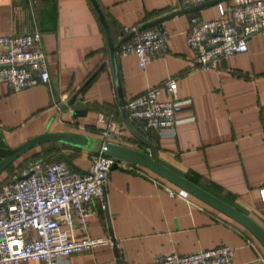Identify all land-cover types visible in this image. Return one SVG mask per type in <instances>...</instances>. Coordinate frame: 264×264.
Here are the masks:
<instances>
[{"label": "crops", "instance_id": "0c3cea01", "mask_svg": "<svg viewBox=\"0 0 264 264\" xmlns=\"http://www.w3.org/2000/svg\"><path fill=\"white\" fill-rule=\"evenodd\" d=\"M35 1L0 0V36L38 31L49 73L47 85L19 91L0 82V147L15 148L45 131L76 132L150 154L123 120L107 37L90 0ZM95 1L114 44L124 37L123 26L143 28L159 20L148 27L158 25L167 33L168 52L143 68L136 55L121 56L119 47L116 50L123 103L157 86L158 100L167 101L171 97L163 84L177 80L180 110L174 128L144 132L138 120L127 116L132 129L153 146L161 165L264 230V202L258 193L264 187V30L248 38L246 52L216 69L197 68L186 44L190 17L217 19L219 6L228 11L255 0H206L191 6L179 0ZM87 80L76 99L85 115L72 116L71 107L61 110ZM94 154L46 142L10 163L0 174V184L32 159L64 161L86 173ZM89 206L95 214L88 218L86 234L111 239L110 229L112 244L64 256L59 264H148L170 253L184 255L221 245L234 249V264H264V248L244 226L146 167H113L103 199ZM82 235L74 231L76 238Z\"/></svg>", "mask_w": 264, "mask_h": 264}, {"label": "built area", "instance_id": "2783aa9c", "mask_svg": "<svg viewBox=\"0 0 264 264\" xmlns=\"http://www.w3.org/2000/svg\"><path fill=\"white\" fill-rule=\"evenodd\" d=\"M179 1L191 6L206 0ZM262 30L264 0L247 2L228 11L219 6L217 19L190 17L186 44L194 53L197 68L216 69L229 57L246 52L248 38ZM121 32L129 37L119 46L118 54L136 55L140 68L168 52L167 33L161 26L144 29L123 26ZM0 82L14 91L49 83L38 31L0 36ZM163 87L171 99L159 101L157 86L122 106L130 119L141 123L144 132L172 130L175 126V116L180 110L175 97L177 80L171 78ZM129 164L95 153L86 173L74 170L64 161H33L11 173L0 184V264L31 259L41 264H59L64 256L111 245L109 238H91L86 234L88 218L95 214L89 204L103 199L111 169L126 170ZM258 193L264 202V187ZM75 230L83 235L76 238ZM233 253V248L221 245L184 255L170 253L148 264H234Z\"/></svg>", "mask_w": 264, "mask_h": 264}, {"label": "water", "instance_id": "95a60500", "mask_svg": "<svg viewBox=\"0 0 264 264\" xmlns=\"http://www.w3.org/2000/svg\"><path fill=\"white\" fill-rule=\"evenodd\" d=\"M90 2L99 17V20L104 28L107 37V41L109 45L110 62L113 67V75L118 93L119 103L121 106H123L124 103L121 97L119 77L116 68V50L129 36H124L117 44H114L112 37L110 35L109 27L105 21V18L98 4L96 3L95 0H90ZM158 21L159 20H156L155 22L143 26V28L140 29H144L150 25L157 23ZM94 75L95 73L92 74L91 77H93ZM88 81L89 80H87L78 90H76L73 94H71L69 98L63 104L60 105L59 108L61 110H65L68 107H71L72 116H84L86 110L83 108L82 102L77 101L76 99L79 93L81 92L82 88L86 85ZM122 114H123V120L126 126L129 128L130 132L133 134V136H135L137 139H139L149 147L150 154L146 152H141L136 149L117 145L111 142H105L101 139L90 137L76 132L45 131L44 133L25 141L24 143L20 144L15 148L0 147V174L7 168V166L10 163H12L15 159L20 157L26 151H28L34 146L46 142H60L63 144L71 145L74 147H78L90 151L92 153H102L106 156H110L119 160L126 161L128 163H132L150 169L157 175L173 183L175 186L185 190L186 192L197 197L198 199L202 200L209 206L219 210L223 214L227 215L228 217L232 218L233 220L244 226L259 241V243L264 248V230L259 224H257L253 219H251L244 213L240 212L239 210L235 209L234 207L230 206L229 204L215 197L211 193L203 190L202 188L188 181L184 177L176 174L175 172L161 165L157 159L153 146L144 137H142L140 134H138L135 130L132 129V127L128 122L127 115L123 109H122ZM106 218H107V224L108 226H110V220L107 212H106ZM109 234L111 237L110 240L113 242L112 233L110 229H109ZM117 264L120 263L117 262Z\"/></svg>", "mask_w": 264, "mask_h": 264}, {"label": "rangeland", "instance_id": "374dc122", "mask_svg": "<svg viewBox=\"0 0 264 264\" xmlns=\"http://www.w3.org/2000/svg\"><path fill=\"white\" fill-rule=\"evenodd\" d=\"M33 161H35V159L27 160V161L24 163V165L26 166V164L28 165L29 163H31V162H33ZM22 167H24V166H22Z\"/></svg>", "mask_w": 264, "mask_h": 264}]
</instances>
